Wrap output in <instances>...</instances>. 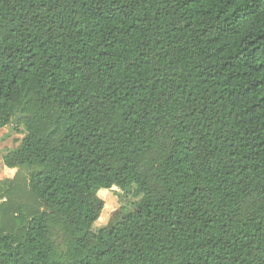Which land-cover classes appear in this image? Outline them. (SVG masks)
I'll return each mask as SVG.
<instances>
[{
  "label": "trees",
  "instance_id": "1",
  "mask_svg": "<svg viewBox=\"0 0 264 264\" xmlns=\"http://www.w3.org/2000/svg\"><path fill=\"white\" fill-rule=\"evenodd\" d=\"M21 112L0 264H264V0H0Z\"/></svg>",
  "mask_w": 264,
  "mask_h": 264
},
{
  "label": "rangeland",
  "instance_id": "2",
  "mask_svg": "<svg viewBox=\"0 0 264 264\" xmlns=\"http://www.w3.org/2000/svg\"><path fill=\"white\" fill-rule=\"evenodd\" d=\"M12 127L8 126L0 130V182L13 180L18 173L17 169H9L4 164V157L10 151L17 149L25 137L23 127H19L18 130ZM98 196L104 201L105 206L101 218L95 225V230L110 226L121 216L134 211L141 200L140 196L137 197L134 193L125 194L118 188L101 190Z\"/></svg>",
  "mask_w": 264,
  "mask_h": 264
},
{
  "label": "water",
  "instance_id": "3",
  "mask_svg": "<svg viewBox=\"0 0 264 264\" xmlns=\"http://www.w3.org/2000/svg\"><path fill=\"white\" fill-rule=\"evenodd\" d=\"M26 115H24L22 112L19 113L12 121V126H17L19 121L23 118H25Z\"/></svg>",
  "mask_w": 264,
  "mask_h": 264
}]
</instances>
